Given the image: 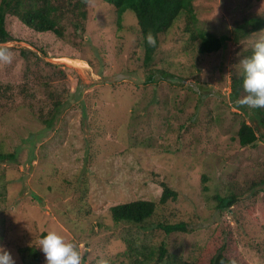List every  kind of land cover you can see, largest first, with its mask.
<instances>
[{"label":"rangeland","instance_id":"374dc122","mask_svg":"<svg viewBox=\"0 0 264 264\" xmlns=\"http://www.w3.org/2000/svg\"><path fill=\"white\" fill-rule=\"evenodd\" d=\"M193 5L196 26L216 34H230L240 17H264V0ZM89 10L86 19L64 13L62 37L6 15L13 38L0 43L12 56L0 61V150L17 151V157L0 162V245L15 264H40L28 248L56 231L77 243L82 264H138L160 242L167 245L166 256L189 259L224 236L226 251L245 264H264V142L241 147L236 136L241 120L258 134L263 128L251 120L254 109L235 103L247 93L231 95V78L242 73V52L264 34L200 55L185 51L193 44L177 42L183 37L178 21L166 33L155 66L184 74L193 91L166 80L144 82L131 10L122 14L120 27L116 13L97 0ZM75 21L82 26L77 37ZM22 47L52 66L22 58ZM59 69L65 73L60 79ZM42 82L62 92L54 96L62 105L49 127L37 117L39 108L51 109ZM161 182L177 191L176 200L142 224L112 220L111 205L157 201ZM231 193L232 205L214 221V196ZM161 220H201L203 227L168 234L155 226Z\"/></svg>","mask_w":264,"mask_h":264},{"label":"trees","instance_id":"16d2710c","mask_svg":"<svg viewBox=\"0 0 264 264\" xmlns=\"http://www.w3.org/2000/svg\"><path fill=\"white\" fill-rule=\"evenodd\" d=\"M92 0H0V43H4L13 38V35L6 27L5 19L7 14L18 17L23 24L37 32H52L58 37L64 36L60 27L63 14L72 12L81 18L86 19L89 17L90 2ZM104 8L111 9L117 15V25L121 26L120 20L122 14L126 10H131L135 17L131 25L136 29L140 38L139 46L141 48V55L136 58L140 59L141 66H143L144 75L146 79L144 82L155 83L161 80H166L170 84H179L186 86L188 89L193 90V86L186 85L184 74H172L170 71L163 67H156V57L158 50L161 49V43L166 33L173 28V26L180 21L178 29L181 31L183 37L177 42L184 44H193L185 51L189 52L195 49L196 52L201 54H209L221 50L227 41L239 45L257 33L264 34V17L258 15H250L240 17L234 21L230 34L220 33L216 34L209 30L199 28L196 26V14L194 12V0H97ZM72 33L74 37L79 36L78 32L82 30L79 22L73 23ZM71 33V34H72ZM151 33L155 39L154 46L149 45L146 41V36ZM264 38V37H263ZM182 40V41H181ZM5 46V45H3ZM7 47V46H6ZM8 48V47H7ZM42 50V49H40ZM252 47L245 49L244 57L250 56ZM44 52V51H43ZM21 57L29 60L33 56L36 61H41L45 66H52L48 61H42L38 53L27 47L20 48ZM182 56V52L179 53ZM187 57V56H186ZM188 58V57H187ZM189 63L192 61L189 58ZM94 63V61H92ZM39 69V68H38ZM40 70V69H39ZM56 75L59 79L65 76L62 69L58 70ZM153 71H160L162 75L156 76ZM170 74L172 77L165 79V75ZM243 72L239 76L231 78V95L239 97L242 87ZM40 83V79H37ZM44 88L47 90V96L50 99L51 109L47 112L40 113L41 108L38 109L37 117L45 123L47 127L52 125L54 118L58 115V110L62 105L59 98L55 95H62V92L56 91L48 82H42ZM62 89V87H60ZM76 92L80 91L79 85L76 87ZM66 89V88H65ZM194 91V90H193ZM56 92V93H55ZM246 93V92H245ZM1 95V94H0ZM202 99V97H200ZM1 102V98H0ZM32 110V105H28ZM36 113V111H33ZM254 117L251 120L256 121L262 128L263 132L257 133L255 126L245 120H241L237 130V141L241 147L254 145L256 141L264 142V108L254 109ZM17 157V151H4L0 150V162L6 160H14ZM162 191L157 201L138 198L126 202H120L109 207L111 218L114 222H130L134 224H142L147 219H150L157 213V210L164 207L169 200L177 199V191L171 188L167 183L161 182ZM203 190H207L206 185L202 186ZM217 205L213 210V220H217L223 210H228L232 202L235 200L234 194L230 195H215ZM217 214V215H214ZM202 220V219H201ZM199 221H184L178 220L174 222L158 221L155 226L163 230L165 233L183 232L193 233L203 227ZM264 229V225H263ZM222 234V231H221ZM225 241V237L222 236ZM78 249L77 243L71 240ZM213 241L212 243L204 246L196 251L189 259H184L174 253L166 256L168 253L167 245L160 242L155 248H151L147 252V257L138 259V264H245L237 253L231 254L225 249V242ZM28 253L34 260L40 264H45L44 254L38 248V244L30 246ZM35 264V263H34Z\"/></svg>","mask_w":264,"mask_h":264},{"label":"clouds","instance_id":"9594fccd","mask_svg":"<svg viewBox=\"0 0 264 264\" xmlns=\"http://www.w3.org/2000/svg\"><path fill=\"white\" fill-rule=\"evenodd\" d=\"M149 45L156 44L155 37L149 33L146 36ZM250 56L239 62L242 66V87L247 93L237 98L235 103L247 106L249 109L264 108V38L256 40L252 45ZM10 50L0 45V61L11 62ZM38 248L44 254L45 264H82V254L77 247L56 231H47L38 238ZM0 264H15L11 253L0 245ZM100 264H108L102 260Z\"/></svg>","mask_w":264,"mask_h":264},{"label":"bare ground","instance_id":"6f19581e","mask_svg":"<svg viewBox=\"0 0 264 264\" xmlns=\"http://www.w3.org/2000/svg\"><path fill=\"white\" fill-rule=\"evenodd\" d=\"M76 63H77L78 65H81L82 67L85 65V64L82 63L81 61H76Z\"/></svg>","mask_w":264,"mask_h":264}]
</instances>
